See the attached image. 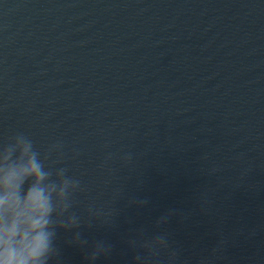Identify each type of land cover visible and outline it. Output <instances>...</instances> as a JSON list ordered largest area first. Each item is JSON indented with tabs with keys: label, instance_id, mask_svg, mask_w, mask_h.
Instances as JSON below:
<instances>
[{
	"label": "water",
	"instance_id": "1",
	"mask_svg": "<svg viewBox=\"0 0 264 264\" xmlns=\"http://www.w3.org/2000/svg\"><path fill=\"white\" fill-rule=\"evenodd\" d=\"M20 133L80 182L50 264H264V0H0Z\"/></svg>",
	"mask_w": 264,
	"mask_h": 264
},
{
	"label": "clouds",
	"instance_id": "2",
	"mask_svg": "<svg viewBox=\"0 0 264 264\" xmlns=\"http://www.w3.org/2000/svg\"><path fill=\"white\" fill-rule=\"evenodd\" d=\"M51 151L42 156L23 133L0 145V264H50L58 255L57 229L79 226L70 210L80 182L66 168L46 163ZM160 243L166 246L164 237ZM106 251L98 243L89 259Z\"/></svg>",
	"mask_w": 264,
	"mask_h": 264
}]
</instances>
